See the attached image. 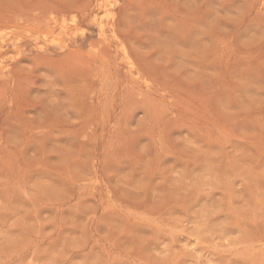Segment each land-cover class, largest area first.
I'll return each mask as SVG.
<instances>
[{
  "label": "rangeland",
  "instance_id": "374dc122",
  "mask_svg": "<svg viewBox=\"0 0 264 264\" xmlns=\"http://www.w3.org/2000/svg\"><path fill=\"white\" fill-rule=\"evenodd\" d=\"M0 264H264V0H0Z\"/></svg>",
  "mask_w": 264,
  "mask_h": 264
},
{
  "label": "bare ground",
  "instance_id": "6f19581e",
  "mask_svg": "<svg viewBox=\"0 0 264 264\" xmlns=\"http://www.w3.org/2000/svg\"><path fill=\"white\" fill-rule=\"evenodd\" d=\"M76 18V17H75ZM74 19V18H73Z\"/></svg>",
  "mask_w": 264,
  "mask_h": 264
}]
</instances>
